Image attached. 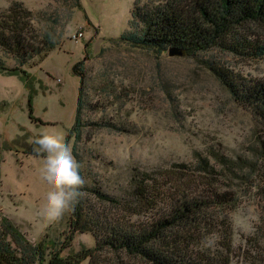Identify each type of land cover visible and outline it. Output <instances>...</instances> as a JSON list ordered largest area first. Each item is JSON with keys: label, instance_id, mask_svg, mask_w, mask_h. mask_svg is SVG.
Wrapping results in <instances>:
<instances>
[{"label": "rangeland", "instance_id": "rangeland-1", "mask_svg": "<svg viewBox=\"0 0 264 264\" xmlns=\"http://www.w3.org/2000/svg\"><path fill=\"white\" fill-rule=\"evenodd\" d=\"M15 1L31 10L39 34L53 32L61 44L42 61L34 57L24 65L27 74L0 70V214L33 243L49 233V249L59 248L68 234V211L55 222L40 215L51 186L43 179L45 157L30 152V140L46 129L63 133L66 141L80 86L72 67L81 60L83 128L80 139L73 136L69 144L87 181L109 195L124 196L136 170L192 164L199 152L239 158L246 163V174L234 181L236 205L220 209L222 229L207 242L220 250V234L229 231L230 264H264V201L251 183V165L260 161L264 116L236 102L209 68L213 63L240 78L262 80L264 56L218 48L171 55L175 47L153 50L121 37L134 30V7L153 9L168 0H0V9ZM248 28L264 34L253 23ZM0 57L10 67L18 65L1 47ZM222 181L228 186L232 180ZM95 244L92 233L77 232L63 255ZM102 256L105 264H144L107 250ZM80 264H88V259Z\"/></svg>", "mask_w": 264, "mask_h": 264}, {"label": "trees", "instance_id": "trees-1", "mask_svg": "<svg viewBox=\"0 0 264 264\" xmlns=\"http://www.w3.org/2000/svg\"><path fill=\"white\" fill-rule=\"evenodd\" d=\"M134 8V30L121 37L136 46L159 51L175 47L188 55L218 48L234 55L264 56V34L248 28L253 23L264 31V0H168L153 9ZM33 21L31 10L22 2L0 9V47L18 62L10 67L0 57V70L27 74L24 65L34 57L42 61L61 44L53 32L39 34ZM209 65L236 102L264 116V79L246 80ZM84 69L81 60L72 67L80 86L67 143L73 136L79 140L82 133ZM30 113L32 116L31 106ZM259 141L260 161L251 165V183L264 201V139ZM30 152L36 154L33 149ZM2 161L0 148V193ZM245 168L239 158L199 152L192 164L136 170L124 196H112L97 183H89L80 167L85 183L82 195L68 210L69 229L61 246L49 249L45 243L49 233L31 242L17 224L0 214V264H80L86 259L88 264H105L102 252L106 250L144 264H230L231 233L220 234V250L209 246L207 238L222 229L220 209L236 205L234 181L246 174ZM223 179L232 181L224 186ZM77 232L92 233L96 244L63 255Z\"/></svg>", "mask_w": 264, "mask_h": 264}, {"label": "clouds", "instance_id": "clouds-1", "mask_svg": "<svg viewBox=\"0 0 264 264\" xmlns=\"http://www.w3.org/2000/svg\"><path fill=\"white\" fill-rule=\"evenodd\" d=\"M30 143L36 154L45 157L43 179L51 186L40 215L50 222L58 221L82 195L85 180L80 164L61 132L42 130Z\"/></svg>", "mask_w": 264, "mask_h": 264}, {"label": "water", "instance_id": "water-1", "mask_svg": "<svg viewBox=\"0 0 264 264\" xmlns=\"http://www.w3.org/2000/svg\"><path fill=\"white\" fill-rule=\"evenodd\" d=\"M183 52L178 50L177 48H171L170 54L175 55V54H182Z\"/></svg>", "mask_w": 264, "mask_h": 264}, {"label": "built area", "instance_id": "built-area-1", "mask_svg": "<svg viewBox=\"0 0 264 264\" xmlns=\"http://www.w3.org/2000/svg\"><path fill=\"white\" fill-rule=\"evenodd\" d=\"M78 35L81 36L82 35V32H80ZM74 36L77 37L76 35H74Z\"/></svg>", "mask_w": 264, "mask_h": 264}]
</instances>
